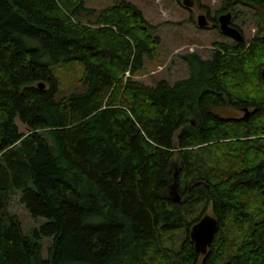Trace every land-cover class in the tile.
Segmentation results:
<instances>
[{
  "label": "trees",
  "instance_id": "obj_1",
  "mask_svg": "<svg viewBox=\"0 0 264 264\" xmlns=\"http://www.w3.org/2000/svg\"><path fill=\"white\" fill-rule=\"evenodd\" d=\"M90 1L0 0V264H264V24L150 86L135 77L155 28L128 0ZM231 1L264 18V0ZM16 191L48 220L31 236Z\"/></svg>",
  "mask_w": 264,
  "mask_h": 264
},
{
  "label": "rangeland",
  "instance_id": "obj_2",
  "mask_svg": "<svg viewBox=\"0 0 264 264\" xmlns=\"http://www.w3.org/2000/svg\"><path fill=\"white\" fill-rule=\"evenodd\" d=\"M141 9L145 18L155 29L151 33L161 39L154 60L146 61L144 71L135 77L136 80L150 86L165 80L175 84L189 78L190 70L184 57L196 53L203 59H210L216 44H231L234 40L223 35L219 29V19L228 13L232 14V24L241 30L244 40L249 42L258 32L259 25L264 24V18L259 19L253 11L245 6H235L231 10V0H192V8L183 5L184 0H128ZM112 5V0H94L87 6L102 11ZM205 15L209 27L198 26V18ZM218 24V28L216 25ZM68 88L67 84L64 86ZM226 117H243L244 113L225 109L221 111ZM20 132L25 127L18 122ZM21 192L16 191L9 204V213L19 217L24 234L31 236L36 228L47 223V219H34L25 205L20 201ZM210 215V211L207 212ZM211 216V215H210ZM43 257L48 258L49 249L53 244L52 237L41 241Z\"/></svg>",
  "mask_w": 264,
  "mask_h": 264
},
{
  "label": "water",
  "instance_id": "obj_3",
  "mask_svg": "<svg viewBox=\"0 0 264 264\" xmlns=\"http://www.w3.org/2000/svg\"><path fill=\"white\" fill-rule=\"evenodd\" d=\"M183 5L186 8H192L194 2L192 0H184ZM232 14L228 13L223 15L219 19V29L223 35L234 40L235 42L244 41V36L242 32L231 25ZM198 26L199 28L205 29L209 27V22L205 15H201L198 18ZM40 88H45L44 84H40ZM247 115V114H246ZM176 188V187H175ZM175 200L179 202L181 200V196L175 190L173 193ZM218 222L217 220L210 216L205 215L198 223H196L190 231V238L194 243L196 251H198L202 255H206L210 244L212 243L213 237L217 231Z\"/></svg>",
  "mask_w": 264,
  "mask_h": 264
},
{
  "label": "flooded vegetation",
  "instance_id": "obj_4",
  "mask_svg": "<svg viewBox=\"0 0 264 264\" xmlns=\"http://www.w3.org/2000/svg\"><path fill=\"white\" fill-rule=\"evenodd\" d=\"M233 22L231 21V25L233 26V24H232ZM237 28V27H236ZM239 29V28H238ZM240 30V29H239ZM241 31V30H240Z\"/></svg>",
  "mask_w": 264,
  "mask_h": 264
},
{
  "label": "built area",
  "instance_id": "obj_5",
  "mask_svg": "<svg viewBox=\"0 0 264 264\" xmlns=\"http://www.w3.org/2000/svg\"><path fill=\"white\" fill-rule=\"evenodd\" d=\"M127 76H129V73H127Z\"/></svg>",
  "mask_w": 264,
  "mask_h": 264
},
{
  "label": "bare ground",
  "instance_id": "obj_6",
  "mask_svg": "<svg viewBox=\"0 0 264 264\" xmlns=\"http://www.w3.org/2000/svg\"><path fill=\"white\" fill-rule=\"evenodd\" d=\"M197 206V205H196Z\"/></svg>",
  "mask_w": 264,
  "mask_h": 264
}]
</instances>
